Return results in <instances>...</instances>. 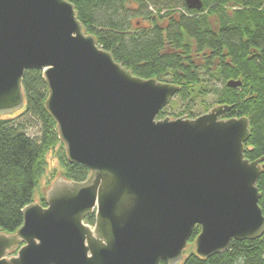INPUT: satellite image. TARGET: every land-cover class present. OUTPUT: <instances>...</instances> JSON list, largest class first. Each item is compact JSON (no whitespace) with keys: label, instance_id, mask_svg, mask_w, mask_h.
I'll return each instance as SVG.
<instances>
[{"label":"water","instance_id":"water-1","mask_svg":"<svg viewBox=\"0 0 264 264\" xmlns=\"http://www.w3.org/2000/svg\"><path fill=\"white\" fill-rule=\"evenodd\" d=\"M29 69L42 71L68 162L89 174L54 175L42 188L47 205L30 203L15 232L0 230V264H181L195 226L202 258L263 234V165L244 158L246 117L223 118L231 107L217 105L194 119H157L179 87L134 76L67 0H0V117L23 109Z\"/></svg>","mask_w":264,"mask_h":264},{"label":"trees","instance_id":"trees-1","mask_svg":"<svg viewBox=\"0 0 264 264\" xmlns=\"http://www.w3.org/2000/svg\"><path fill=\"white\" fill-rule=\"evenodd\" d=\"M67 1L85 32L134 76L179 87L170 104L181 109L175 118L194 119V109L206 113L210 106L222 105L231 107L223 118L248 119L244 158L263 165L257 189L264 217V0H201L200 10L188 9L184 0ZM135 17L148 26L132 25ZM230 80L240 86L227 87ZM22 88L23 109L0 117V230L6 234L22 225L23 208L35 201L48 153L54 152L65 179L83 181L89 174L66 158L56 123L45 108L42 71L26 70ZM167 115L163 108L157 119ZM35 124L38 131L31 136L28 129ZM38 203L45 207V196ZM84 221L94 225V215ZM199 232L195 226L189 241ZM181 264H264V232L256 239L232 241L228 250L208 258L190 252Z\"/></svg>","mask_w":264,"mask_h":264},{"label":"rangeland","instance_id":"rangeland-1","mask_svg":"<svg viewBox=\"0 0 264 264\" xmlns=\"http://www.w3.org/2000/svg\"><path fill=\"white\" fill-rule=\"evenodd\" d=\"M131 7L135 8L136 6L134 4H132ZM137 23L139 24V26L147 24V23L143 22L142 18H138V17L133 18L131 24L134 25V24H137ZM175 97L176 96H174L171 99L170 103L166 107H164V108H166V111L168 113L167 117H169L170 119H175L174 114L180 112V110H181L180 107L179 108L170 107V104H172V100L175 99ZM208 102H211V99ZM211 108H212V106H210V108H208V111ZM193 111L195 112V114L197 116H199V115L204 113L203 109H194ZM35 125L28 129V134H30L31 136H35L37 134L38 125H36V126ZM46 159H47L46 172L42 176L38 187L34 191V200H35L34 202H36V203H38V201H39L41 196H45V193H44L42 188L50 183L51 179L54 177V175L56 173H59L60 175H62V172H63L62 167L59 165L58 160H57L54 152L48 153ZM193 242H194V240L193 241H188V246L184 250V255L187 256L188 253L194 252V244H193Z\"/></svg>","mask_w":264,"mask_h":264},{"label":"flooded vegetation","instance_id":"flooded-vegetation-1","mask_svg":"<svg viewBox=\"0 0 264 264\" xmlns=\"http://www.w3.org/2000/svg\"><path fill=\"white\" fill-rule=\"evenodd\" d=\"M148 26V24H146Z\"/></svg>","mask_w":264,"mask_h":264}]
</instances>
